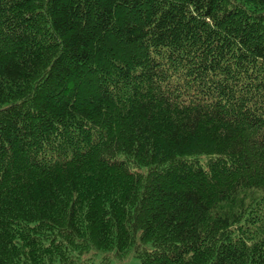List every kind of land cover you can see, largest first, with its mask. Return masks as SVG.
Listing matches in <instances>:
<instances>
[{
	"label": "trees",
	"instance_id": "obj_1",
	"mask_svg": "<svg viewBox=\"0 0 264 264\" xmlns=\"http://www.w3.org/2000/svg\"><path fill=\"white\" fill-rule=\"evenodd\" d=\"M93 250L264 264V0H0V264Z\"/></svg>",
	"mask_w": 264,
	"mask_h": 264
},
{
	"label": "rangeland",
	"instance_id": "obj_2",
	"mask_svg": "<svg viewBox=\"0 0 264 264\" xmlns=\"http://www.w3.org/2000/svg\"><path fill=\"white\" fill-rule=\"evenodd\" d=\"M150 245H147V248H150ZM85 259L91 264H141L139 258H137L133 250L132 252L124 259H119L114 255V251L104 252V251H91L84 256ZM108 260H105L107 259Z\"/></svg>",
	"mask_w": 264,
	"mask_h": 264
}]
</instances>
